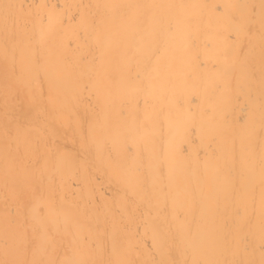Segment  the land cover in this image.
<instances>
[{
  "label": "bare ground",
  "instance_id": "1",
  "mask_svg": "<svg viewBox=\"0 0 264 264\" xmlns=\"http://www.w3.org/2000/svg\"><path fill=\"white\" fill-rule=\"evenodd\" d=\"M0 264H264V0H0Z\"/></svg>",
  "mask_w": 264,
  "mask_h": 264
}]
</instances>
